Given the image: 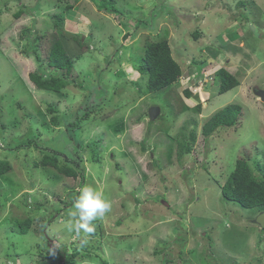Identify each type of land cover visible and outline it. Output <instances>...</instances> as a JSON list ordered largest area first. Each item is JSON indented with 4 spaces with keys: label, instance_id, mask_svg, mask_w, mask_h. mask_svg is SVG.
Masks as SVG:
<instances>
[{
    "label": "rangeland",
    "instance_id": "374dc122",
    "mask_svg": "<svg viewBox=\"0 0 264 264\" xmlns=\"http://www.w3.org/2000/svg\"><path fill=\"white\" fill-rule=\"evenodd\" d=\"M97 1L0 0V159L12 164L0 174V264H264V228L254 223L261 210L222 197L239 158L264 180V101L255 93L264 89V0ZM101 3L120 13L99 10ZM243 10L249 23L238 20ZM56 30L75 66L59 92L30 79L47 52L44 42L32 49L37 32ZM161 37L188 74L151 92L136 60ZM204 56L198 74L190 64ZM222 66L241 83L221 94ZM43 67L44 78L61 76ZM230 103L242 106L239 123L205 138V121ZM153 106L161 114L151 121ZM192 131L179 159L177 135ZM79 140L98 150H82L84 186L42 163L59 150L66 164ZM27 219L31 230L22 233Z\"/></svg>",
    "mask_w": 264,
    "mask_h": 264
},
{
    "label": "trees",
    "instance_id": "16d2710c",
    "mask_svg": "<svg viewBox=\"0 0 264 264\" xmlns=\"http://www.w3.org/2000/svg\"><path fill=\"white\" fill-rule=\"evenodd\" d=\"M100 1L110 2L109 0H98L97 2ZM238 4L243 5V7H246L245 5L247 4V1L240 0ZM64 8L66 11L69 9L71 10L73 8V5L66 4ZM98 8L101 11L104 10L109 13H120L119 9H117V7L113 4H107L105 6L101 3ZM23 14L24 10L22 8L15 13L16 17L18 18ZM245 15L246 12L245 10H243L238 17L239 22L243 23V21H246ZM58 17L59 19L56 22L57 27L62 25V22L64 20V14L59 15ZM246 22L249 23V19ZM255 25L258 26L256 23ZM140 26L141 24L137 22L136 27L138 28ZM195 35H197V33ZM126 36L127 38H129V35L126 34ZM131 36L133 35L131 34ZM81 37L82 35L77 34H74L73 36L74 40L78 43V45L84 44ZM43 42L46 44L47 52L44 57L39 55L38 59L41 62V68L39 69V71L31 73L30 79L38 89L59 92L61 89H63L70 83L68 77L72 74L74 70V59L70 53L71 50L69 51L66 45L68 44L69 40H67L66 42L65 39L61 37L60 32H58L57 30L51 32L38 31L37 36L35 38V42H33V44L31 45L32 49L35 50V52L39 53L38 50L41 49V47L43 46ZM209 49L216 54L222 53L223 51L222 49L217 48L215 44L209 47ZM143 56V58L140 57L141 64L139 65V72L148 75L147 87L151 92L158 91L162 88L176 83L178 84L182 75L186 73L183 71L180 63L174 57L169 40L165 39L164 37H161V40H156L148 43L146 45L145 53L143 54ZM206 62L207 58L206 56H204V58L200 60H193L190 65L196 67L197 72L199 74L200 71L204 68V64H206ZM43 64H46L48 67H52L57 69L58 71H61V76H48L44 78L43 75L45 74L46 69L43 67ZM216 74L218 93H225L235 87H238L241 83L239 78L225 66L220 67L216 71ZM193 92V88L185 89L186 97H192L194 95ZM195 109L200 112V110L202 109V104L199 103L198 105H196ZM242 112V106L238 103H230L224 108L216 111L203 124V135L205 136V138H207L210 135L214 134L215 131H217L219 128L236 126L239 123V119L242 115ZM149 117L150 115L148 113V118ZM56 120L57 117L53 116L52 121L56 123ZM70 127L71 128L69 130H71L72 136H75V134H73V130L80 128L76 125L75 121L70 122ZM194 137V131H192L190 134L181 133L177 135V148L175 150L172 145V152H174L175 150L178 158L182 159L185 153L190 150L189 140L191 138L193 139ZM77 142V145L79 144L80 146V150L77 151L75 157H73L72 155H68L69 157L65 156L66 164L61 165L59 163V154L63 153H61L57 149V151L54 152L52 156L48 155L47 158L45 157L42 163L44 166H50L57 169L59 173L68 177H72L74 179H78L79 177H81V185L84 186L85 172L80 164L82 161V155L84 154V151L82 152V150L87 149L88 151H90L91 153H89L91 157H98V150L93 145L83 147L81 140ZM142 144L143 148L147 150L146 140H144ZM67 160L69 162H75V166L68 165ZM257 168L259 170L262 169L260 164H257ZM11 169L12 164L10 161L0 159V174L7 173ZM73 197L74 199L72 200V203H75L82 197V191L80 190L76 192L75 194H73ZM222 197L225 202H233L243 208L252 210L258 208L259 210H264V180L259 179L256 176L255 171L251 167V164L249 163L248 159L239 158L236 161L234 169L227 177L225 183L222 185ZM31 226V219L22 221L20 223L21 232H29L31 230ZM50 242L52 244V240Z\"/></svg>",
    "mask_w": 264,
    "mask_h": 264
},
{
    "label": "water",
    "instance_id": "95a60500",
    "mask_svg": "<svg viewBox=\"0 0 264 264\" xmlns=\"http://www.w3.org/2000/svg\"><path fill=\"white\" fill-rule=\"evenodd\" d=\"M251 29L253 31H256L255 25H251ZM255 93L261 97L262 101H264V89L262 90H256ZM160 107L154 106L149 110L150 119H155L160 114ZM167 204V203H166ZM168 205V204H167ZM255 223H257L261 228H264V210L260 212L257 216V218L254 220Z\"/></svg>",
    "mask_w": 264,
    "mask_h": 264
},
{
    "label": "clouds",
    "instance_id": "9594fccd",
    "mask_svg": "<svg viewBox=\"0 0 264 264\" xmlns=\"http://www.w3.org/2000/svg\"><path fill=\"white\" fill-rule=\"evenodd\" d=\"M97 7H98V6H97ZM251 25H252V23H251ZM253 25H254V24H253ZM146 45H147V43H146ZM145 49H146V46H145ZM145 49L142 50V52L139 53V56H140L141 58L144 57L143 54L145 53ZM140 61H141V59H139V58L136 60V62H140ZM140 64H141V63H140ZM74 67H75V66H74ZM187 74H188V73H187ZM187 74H186V75H187ZM184 75H185V73H184ZM181 79H183V78H181ZM198 86H199V85H198ZM194 92H195V91H194ZM210 117H211V116H210ZM210 117H209V118H210ZM205 122H206V121H205ZM202 134H203V133H202ZM165 204H166V203H165ZM167 204H168V203H167ZM261 211H262V210H261ZM254 223H255V222H254ZM256 224H257V223H256ZM257 225H258V224H257ZM258 226H259V225H258ZM259 227H260V226H259ZM260 228H261V227H260Z\"/></svg>",
    "mask_w": 264,
    "mask_h": 264
},
{
    "label": "bare ground",
    "instance_id": "6f19581e",
    "mask_svg": "<svg viewBox=\"0 0 264 264\" xmlns=\"http://www.w3.org/2000/svg\"><path fill=\"white\" fill-rule=\"evenodd\" d=\"M257 90H262V89H257ZM255 91H256V90H255ZM256 95H257V94H256ZM257 96H258V95H257ZM258 97H260V96H258ZM260 98H261V97H260ZM153 107H154V106H153ZM150 110H151V108H150ZM160 111H161V108H160ZM160 114H161V112H160ZM160 114H159V115H160ZM149 115H150V114H149ZM159 115H158V116H159ZM158 116H157V117H158ZM149 119H150V117H149ZM155 119H156V118H155ZM155 119H150V120L152 121V120H155ZM261 212H262V211H261ZM256 218H257V217H256ZM256 218H255V219H256ZM255 219H254V220H255Z\"/></svg>",
    "mask_w": 264,
    "mask_h": 264
}]
</instances>
